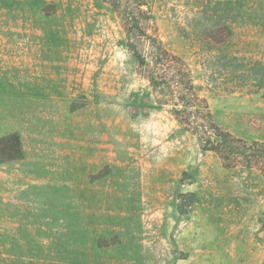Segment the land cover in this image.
<instances>
[{
    "label": "rangeland",
    "instance_id": "374dc122",
    "mask_svg": "<svg viewBox=\"0 0 264 264\" xmlns=\"http://www.w3.org/2000/svg\"><path fill=\"white\" fill-rule=\"evenodd\" d=\"M147 5L216 124L264 144V0ZM139 70L100 0H0V138L22 149L0 264H264L262 175L202 152Z\"/></svg>",
    "mask_w": 264,
    "mask_h": 264
},
{
    "label": "trees",
    "instance_id": "16d2710c",
    "mask_svg": "<svg viewBox=\"0 0 264 264\" xmlns=\"http://www.w3.org/2000/svg\"><path fill=\"white\" fill-rule=\"evenodd\" d=\"M100 1L118 19L126 36V47L141 76L154 93L163 97L159 105L167 108L173 120L196 140L199 149L215 154L224 168L256 169L264 179V144L237 138L216 124L207 101L195 91L185 61L162 45L147 0ZM141 43L146 45V51ZM21 156L18 134L0 138V162L18 160ZM187 195L194 197L193 203L195 194ZM177 208L182 215L185 213V207Z\"/></svg>",
    "mask_w": 264,
    "mask_h": 264
}]
</instances>
